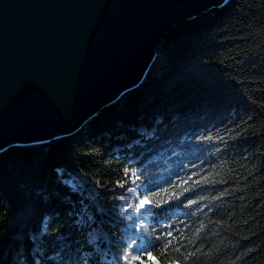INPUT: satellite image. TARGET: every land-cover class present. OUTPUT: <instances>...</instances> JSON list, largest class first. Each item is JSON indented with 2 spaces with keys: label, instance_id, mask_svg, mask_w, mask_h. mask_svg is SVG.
I'll return each instance as SVG.
<instances>
[{
  "label": "trees",
  "instance_id": "16d2710c",
  "mask_svg": "<svg viewBox=\"0 0 264 264\" xmlns=\"http://www.w3.org/2000/svg\"><path fill=\"white\" fill-rule=\"evenodd\" d=\"M143 248L146 264H264V0L169 28L141 83L78 131L0 151V264Z\"/></svg>",
  "mask_w": 264,
  "mask_h": 264
},
{
  "label": "water",
  "instance_id": "95a60500",
  "mask_svg": "<svg viewBox=\"0 0 264 264\" xmlns=\"http://www.w3.org/2000/svg\"><path fill=\"white\" fill-rule=\"evenodd\" d=\"M228 0H0V151L78 131L136 87L167 30Z\"/></svg>",
  "mask_w": 264,
  "mask_h": 264
},
{
  "label": "snow or ice",
  "instance_id": "6c2138e0",
  "mask_svg": "<svg viewBox=\"0 0 264 264\" xmlns=\"http://www.w3.org/2000/svg\"><path fill=\"white\" fill-rule=\"evenodd\" d=\"M192 177H189L188 180H191ZM188 180H184V181H181V183L183 184H187L188 183ZM194 185L196 183H199L198 181H194L193 182ZM167 189H164V192L167 193ZM190 191L189 188H184V192L181 193L180 195H183L184 193ZM180 195H177L175 196V198L178 200L180 199ZM219 198V197H217ZM164 203H167V201H164ZM198 203V201L196 200H190L188 201V204L189 205H192V204H196ZM148 204H151V201L150 200H145V199H141L139 201V204H138V207H137V211H139L140 209H143L145 208L146 205ZM161 204L160 203H157L156 204V207H160ZM131 207V206H130ZM165 227H171V225H166ZM168 236H171L172 235V232H168L167 233ZM134 243L135 242H130L129 245L126 246V249H133L134 248ZM171 241H167L166 240V250H167V245L170 244ZM180 249L177 248L176 251H179ZM200 249L197 248L196 251H199ZM140 254H137V255H131L130 256V253L128 251H126L124 254H122V260L125 262V264H134V261H139V264H146L145 260L142 259V255H147L148 257H151L152 256V253L151 251L148 250V248H143L141 250H137ZM190 256H194L195 255V252H192V253H189ZM155 264H159V261H155ZM170 264H176V261H171Z\"/></svg>",
  "mask_w": 264,
  "mask_h": 264
},
{
  "label": "rangeland",
  "instance_id": "374dc122",
  "mask_svg": "<svg viewBox=\"0 0 264 264\" xmlns=\"http://www.w3.org/2000/svg\"><path fill=\"white\" fill-rule=\"evenodd\" d=\"M145 200H147V199H145ZM149 205V204H148ZM148 205H146L145 207H147Z\"/></svg>",
  "mask_w": 264,
  "mask_h": 264
}]
</instances>
